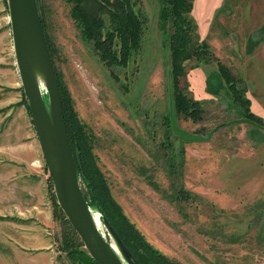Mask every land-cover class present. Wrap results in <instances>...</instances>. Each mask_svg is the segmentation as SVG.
<instances>
[{"label":"rangeland","instance_id":"rangeland-1","mask_svg":"<svg viewBox=\"0 0 264 264\" xmlns=\"http://www.w3.org/2000/svg\"><path fill=\"white\" fill-rule=\"evenodd\" d=\"M193 2L191 18L200 40L244 81L250 109L264 122V64L256 62H264V0ZM39 3L56 49L54 67L81 122L94 136L98 165L130 223L154 248L181 264H264V130L242 120L216 62L199 66L193 59L186 64L188 84L185 81L182 87L202 103L204 114L200 123L178 121L190 134L203 138L211 134V139L182 141L173 133L168 138L164 123L172 103L170 25L167 32L161 29V0H140L137 9L147 17L142 48L128 68L114 70L118 82L83 39L71 17L72 6L64 0ZM27 107L8 0H0V142L9 144L2 143L0 162L2 155L13 156L15 141L24 138L19 129L31 124ZM169 141L175 151L185 149V166L171 178L165 148ZM38 166L56 206L43 154ZM142 168L159 190L140 174ZM0 184V264H70L64 253L63 259L58 257L63 226L56 214L57 227H48L46 238L38 236L32 225L23 228L24 222L15 218L29 214L18 205L9 206V197L23 192L24 185ZM178 188L190 197L177 199ZM97 215L100 230L115 246L101 214ZM44 216L39 215L43 220ZM46 241L53 250L39 252Z\"/></svg>","mask_w":264,"mask_h":264},{"label":"trees","instance_id":"trees-1","mask_svg":"<svg viewBox=\"0 0 264 264\" xmlns=\"http://www.w3.org/2000/svg\"><path fill=\"white\" fill-rule=\"evenodd\" d=\"M37 1L40 5L39 0ZM64 1L72 6L71 17L80 28L85 42L93 47L100 62L110 71L111 77L117 82L120 81L114 70L117 68H128L143 44L147 17L142 14L141 10L137 9L140 0ZM193 1L161 0V29L167 32V28L170 25V81L173 84V101L177 120L184 118L192 120L194 123L203 121L204 110L202 103L193 99L187 93V88L182 87V83H185L187 78L186 64L196 59L199 66L216 62L218 75L222 77L223 82L226 84L231 104L239 109L242 120L256 126L260 130H264L263 120L258 118L250 109V101L246 96V89L242 88L244 81L236 78L231 70L215 57L210 46L205 41L200 40L197 33V25L191 18L194 8ZM39 9H41L40 6ZM41 19L53 59L56 49L48 34L47 25L42 15ZM55 70L61 91L68 134L75 155L79 177L85 184V196L89 205L102 214V220L105 219L109 223L115 235L140 264H181L170 260V258L154 248L130 223L120 205L112 197L106 177L100 169L98 159L93 151L94 136L90 133L89 128L81 122L70 93L62 82V76L56 68ZM186 84H188V81H186ZM27 108L30 113L29 107ZM164 124L168 138L171 133L176 135L173 130L171 105ZM182 141L184 140L182 139ZM168 143L165 146L166 151H168L166 163L168 165V176L171 178L179 175L185 166V149L181 147L179 151H175L174 145L170 141ZM178 157L181 158L179 161ZM139 172L147 177L148 183L155 190H159V186L147 174L145 168L140 169ZM50 179L51 190H53L54 195L52 178L50 177ZM176 196L179 200H185L190 197L183 188H178ZM55 214L63 226L60 253L65 254L70 264H98L84 248L57 202Z\"/></svg>","mask_w":264,"mask_h":264},{"label":"water","instance_id":"water-1","mask_svg":"<svg viewBox=\"0 0 264 264\" xmlns=\"http://www.w3.org/2000/svg\"><path fill=\"white\" fill-rule=\"evenodd\" d=\"M8 4L24 93L29 102L36 133L60 209L88 254L98 264H140L104 219L103 224L114 240L116 248L105 238L95 221L98 217L97 213L100 212L92 209L81 188L79 171L65 121L61 91L45 36L38 1L8 0ZM170 92L175 134L184 141L210 140L211 134L203 138L180 128L174 110L172 81H170Z\"/></svg>","mask_w":264,"mask_h":264},{"label":"crops","instance_id":"crops-1","mask_svg":"<svg viewBox=\"0 0 264 264\" xmlns=\"http://www.w3.org/2000/svg\"><path fill=\"white\" fill-rule=\"evenodd\" d=\"M242 41L243 40L240 41V44H244ZM256 62L259 64L261 63V65L264 64V62L260 59ZM20 105H22L25 109V104L21 103ZM29 118L31 119V124L25 126L23 125L22 128L19 129L18 134H23L24 138L23 140L18 139L15 141V145L17 147L13 152L14 157L2 155L3 161L0 162V182H6L7 185L13 184L15 186L18 185L19 182H22L25 187L23 192L18 191L16 194H12L13 196L9 197V202L11 204L9 206L18 205L23 208L21 209V212L28 213L29 215L25 214L28 216V218L25 219L15 217L12 218H15L21 224L24 222L22 226L23 228L32 225L31 228L33 230L39 231L40 235L38 236L46 238L48 236L45 234V231L48 230V227H52L53 230L57 227L56 221L53 219L54 213H56V206L52 203L53 197L51 196V199L50 192L45 191L44 179H42L39 174L38 163L43 153L39 138L36 135V129H34L35 127L33 126L34 122L32 115H30ZM2 143L0 142V147ZM3 145L9 144L3 143ZM23 146H26V148H20ZM0 153H3V151H0ZM25 182L28 184H25ZM9 191L10 190H8V192ZM42 213L45 214L44 220L39 217ZM53 230L49 229V231ZM51 246L52 244H49V241H46L42 244L38 251L51 252L53 250V247ZM58 252V257L63 259L60 251Z\"/></svg>","mask_w":264,"mask_h":264},{"label":"bare ground","instance_id":"bare-ground-1","mask_svg":"<svg viewBox=\"0 0 264 264\" xmlns=\"http://www.w3.org/2000/svg\"><path fill=\"white\" fill-rule=\"evenodd\" d=\"M95 221L97 222V226H99L100 228V220L98 219V217H96Z\"/></svg>","mask_w":264,"mask_h":264}]
</instances>
